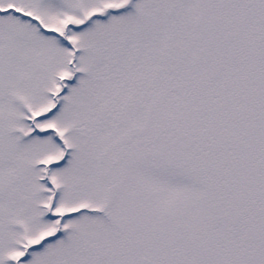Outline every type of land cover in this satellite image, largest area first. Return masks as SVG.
I'll return each instance as SVG.
<instances>
[{
	"label": "snow or ice",
	"instance_id": "snow-or-ice-1",
	"mask_svg": "<svg viewBox=\"0 0 264 264\" xmlns=\"http://www.w3.org/2000/svg\"><path fill=\"white\" fill-rule=\"evenodd\" d=\"M0 264H264V0H0Z\"/></svg>",
	"mask_w": 264,
	"mask_h": 264
}]
</instances>
